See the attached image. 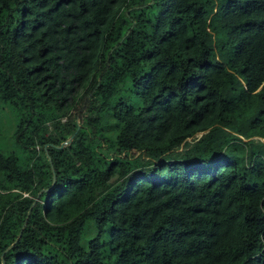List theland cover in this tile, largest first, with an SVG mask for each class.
Returning a JSON list of instances; mask_svg holds the SVG:
<instances>
[{"label": "trees", "instance_id": "obj_1", "mask_svg": "<svg viewBox=\"0 0 264 264\" xmlns=\"http://www.w3.org/2000/svg\"><path fill=\"white\" fill-rule=\"evenodd\" d=\"M0 264H264V0H0Z\"/></svg>", "mask_w": 264, "mask_h": 264}, {"label": "rangeland", "instance_id": "obj_2", "mask_svg": "<svg viewBox=\"0 0 264 264\" xmlns=\"http://www.w3.org/2000/svg\"><path fill=\"white\" fill-rule=\"evenodd\" d=\"M10 116V113H6L5 115L1 116V121L4 124H8V117ZM95 234V226H94V221L90 220L89 225H87L84 235H83V242H87L93 235Z\"/></svg>", "mask_w": 264, "mask_h": 264}, {"label": "water", "instance_id": "obj_3", "mask_svg": "<svg viewBox=\"0 0 264 264\" xmlns=\"http://www.w3.org/2000/svg\"><path fill=\"white\" fill-rule=\"evenodd\" d=\"M71 139H72V136L69 137V138H67V139L62 143V145L66 144V143H69V142L71 141ZM54 183H55V173L53 172V180H52V184H51V186H52ZM39 193H40V192H39ZM39 193H38V194H39ZM24 225H25V223L23 224V226H24ZM23 226H22V228H23ZM20 235H21V231L19 232L18 237L15 239V242L18 240V238L20 237ZM13 244H14V242H13L12 244L8 245V246L5 248L4 252H5L6 250H8ZM2 255H3V253H2Z\"/></svg>", "mask_w": 264, "mask_h": 264}]
</instances>
